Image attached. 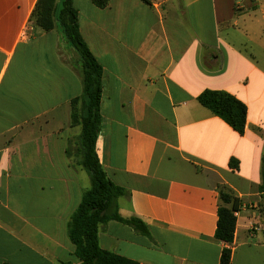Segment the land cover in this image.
Masks as SVG:
<instances>
[{
  "label": "crops",
  "instance_id": "0c3cea01",
  "mask_svg": "<svg viewBox=\"0 0 264 264\" xmlns=\"http://www.w3.org/2000/svg\"><path fill=\"white\" fill-rule=\"evenodd\" d=\"M37 1L0 0V264H80L68 224L91 188L76 151L82 127L71 124L81 60L58 30L31 23ZM235 3L73 0L104 72L99 161L127 191L120 215L151 233L111 221L99 230L104 251L137 264H220L227 186L240 202L231 264H264V6ZM205 90L246 104L243 136L199 103Z\"/></svg>",
  "mask_w": 264,
  "mask_h": 264
},
{
  "label": "trees",
  "instance_id": "16d2710c",
  "mask_svg": "<svg viewBox=\"0 0 264 264\" xmlns=\"http://www.w3.org/2000/svg\"><path fill=\"white\" fill-rule=\"evenodd\" d=\"M91 1L100 9L107 8L110 3V0ZM30 21L43 32L58 30L81 60L83 92L81 96L71 101V124L82 127L81 135L76 142V151L80 156L79 165L90 177L91 188L84 193L80 205L68 224L69 238L76 247V255L81 261L80 264H137L125 257L104 251L99 244L100 226L111 221L127 225L143 236L150 237L151 233L141 219L137 217L127 219L120 215L118 201L119 198L127 195V191L111 181L96 152L101 129L104 72L82 36L79 12L73 0H38ZM197 100L239 135L245 134L247 106L234 95L222 90H205ZM68 153L70 154V150ZM229 165L231 169L238 170L240 163L232 158ZM260 192H264V155ZM219 194L220 204L215 237L227 245L222 251L220 264H231L230 245L234 242L240 202L227 186H220Z\"/></svg>",
  "mask_w": 264,
  "mask_h": 264
},
{
  "label": "built area",
  "instance_id": "2783aa9c",
  "mask_svg": "<svg viewBox=\"0 0 264 264\" xmlns=\"http://www.w3.org/2000/svg\"><path fill=\"white\" fill-rule=\"evenodd\" d=\"M249 6V11H255L257 10L260 6H264V0H236L235 3V11L240 12L243 11L247 8V5ZM262 229V227H258L256 225L253 226L252 230L256 231L258 229Z\"/></svg>",
  "mask_w": 264,
  "mask_h": 264
},
{
  "label": "rangeland",
  "instance_id": "374dc122",
  "mask_svg": "<svg viewBox=\"0 0 264 264\" xmlns=\"http://www.w3.org/2000/svg\"><path fill=\"white\" fill-rule=\"evenodd\" d=\"M66 50H67V49H65V48L61 49V54H64V58L68 59V58H69V55H68V53H67ZM73 60H74V59H73ZM18 66H19L18 61H15V62L13 63V65L11 66L10 71H14L15 67L18 68ZM48 69H49V64H48L47 62H45V70H48ZM50 69H51V66H50Z\"/></svg>",
  "mask_w": 264,
  "mask_h": 264
}]
</instances>
